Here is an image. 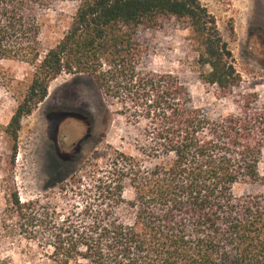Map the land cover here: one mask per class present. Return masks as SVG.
Instances as JSON below:
<instances>
[{"label":"trees","instance_id":"1","mask_svg":"<svg viewBox=\"0 0 264 264\" xmlns=\"http://www.w3.org/2000/svg\"><path fill=\"white\" fill-rule=\"evenodd\" d=\"M61 2H73L75 12L62 38L43 51L41 18ZM170 18L186 23L194 38L198 81L230 95L240 82L233 55L199 0H0V64L33 67L2 129L9 164L21 120L63 74L91 77L113 114L139 126L138 157H99L59 187L61 204L19 203L15 193L7 201L12 227L49 248L55 264H264V194L232 192L240 183L264 185V104L247 94L235 113L210 120L176 77L141 70V32ZM5 81L0 65V86Z\"/></svg>","mask_w":264,"mask_h":264},{"label":"rangeland","instance_id":"2","mask_svg":"<svg viewBox=\"0 0 264 264\" xmlns=\"http://www.w3.org/2000/svg\"><path fill=\"white\" fill-rule=\"evenodd\" d=\"M199 2L228 43L240 78L238 87L222 97L214 87L198 81L196 43L187 24L174 18L141 32L147 52L140 69L176 77L188 90L193 106L210 120L235 113L236 102L247 94H256L258 105L264 104V0ZM75 7L73 2H61L45 11L38 36L43 51L66 33ZM0 65L6 76L5 85L0 86V259L9 264H55L49 248L38 246L12 227L14 222L5 212L7 201L15 193L19 203L61 204L59 187L90 163H99V157L114 152L138 157L134 143L139 126L113 114L114 108L104 102L91 77L63 74L49 84L45 100L21 120L11 165V144L2 129L31 82L33 67L17 60ZM258 172L264 178V148ZM232 192L236 197L264 194V185L240 183Z\"/></svg>","mask_w":264,"mask_h":264}]
</instances>
